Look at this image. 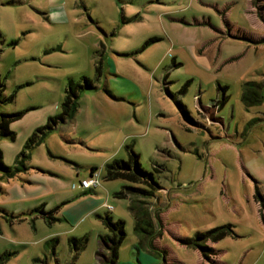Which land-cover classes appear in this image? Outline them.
<instances>
[{"label": "rangeland", "instance_id": "1", "mask_svg": "<svg viewBox=\"0 0 264 264\" xmlns=\"http://www.w3.org/2000/svg\"><path fill=\"white\" fill-rule=\"evenodd\" d=\"M260 7L0 0V122L24 112L10 124L16 139L0 130L6 164L62 111L71 80L93 85L80 89L76 116L32 150L29 170L9 178L0 169V264H97L106 215L125 221L116 264H264V100L242 99L246 82L264 84ZM127 145L144 168L160 170L147 203L158 248H138L131 199L115 195L128 182L105 178L108 162L128 158ZM93 165L102 184L93 197L104 204L89 213L81 200L93 197L76 185ZM228 224L223 238L197 240ZM83 237L77 255L82 242L70 239Z\"/></svg>", "mask_w": 264, "mask_h": 264}, {"label": "trees", "instance_id": "2", "mask_svg": "<svg viewBox=\"0 0 264 264\" xmlns=\"http://www.w3.org/2000/svg\"><path fill=\"white\" fill-rule=\"evenodd\" d=\"M254 4L260 3V9H264V0H253ZM261 16L262 13H261ZM238 37L237 35H232ZM147 43L143 46L146 47ZM85 85H80L71 80L69 87L66 89L65 97L62 102V111L57 115L49 117L46 124L39 126L27 139L24 150H22L16 157L13 165H8L3 160V151L0 148V169L5 172V176L14 177L20 172L29 170L30 166L27 165V161L32 157V150L37 147L47 137L49 132L57 127L58 124L64 123L68 120L73 119L80 106V89L83 87H93L90 80L84 77ZM263 82L259 81H248L244 84V91L242 99L247 106L255 103H260L264 100L263 94ZM183 112L187 114L185 105L180 104ZM24 112H16L12 114H2L0 122V130L2 136L11 139H16V132L11 129L10 124L14 120L20 118ZM128 158L127 159H116L107 164L106 179H117L122 178L128 182L123 185L122 189L117 191L115 195L117 197H130L131 203L129 208L135 218V232L139 237L138 248L143 247L144 242H149V247L158 248L155 243L156 232L154 230V217L150 207L147 205L148 199L156 196L159 188V182L157 173L160 172L159 168L148 170L143 167L140 162V154L134 151L131 145H127ZM97 170L93 168L92 172ZM3 176V177H5ZM43 205L35 208L36 210L42 209ZM160 217V216H159ZM105 220L106 227L109 228L107 233L100 235V249L98 250V259H102L106 264H116L119 258L120 245L123 243L126 237L125 221L122 219L115 220L113 216L106 215L103 217ZM231 231V225L218 226L209 229L203 233L198 234L197 240H203L207 238L220 239ZM147 239V241H146ZM79 242L81 241V247L77 248L78 252L85 248L87 239L83 238H72L70 241ZM183 243H194L187 239H182ZM198 247H202L199 243L196 244ZM76 255V256H77ZM100 264V261L99 263Z\"/></svg>", "mask_w": 264, "mask_h": 264}, {"label": "crops", "instance_id": "3", "mask_svg": "<svg viewBox=\"0 0 264 264\" xmlns=\"http://www.w3.org/2000/svg\"><path fill=\"white\" fill-rule=\"evenodd\" d=\"M130 19H126L125 21L127 22V21H129ZM143 49H145V47H142V50ZM110 97H112V99L113 100H123L124 98H122V97H120V96H115V95H113V94H111V96ZM75 116H76V114H75ZM17 134V133H16ZM17 137V136H16ZM31 159V158H30ZM29 159V160H30ZM31 167V166H30ZM94 167H96L95 165H93L91 168H90V175L89 176H91V174L93 173L92 172V170H93V168ZM97 168V167H96ZM98 169V168H97ZM98 171V170H97ZM85 178H88V177H84L83 179H85ZM82 179V180H83ZM81 182V181H80ZM100 186H102V184L100 185ZM100 186H98V187H93V188H84V187H82L81 186V183L80 184H78V186L76 185V187L77 188H79L81 191L79 192V196H85V194L87 195V194H91L90 196L91 197H93V196H95V195H99L100 196V194H102L101 192L102 191H100L99 189H100ZM99 190V191H98ZM117 192V191H116ZM115 192V193H116ZM84 194V195H83ZM78 196V195H77ZM77 196L75 195V196H73V197H70L71 199H76L77 198ZM67 197V196H66ZM100 198V197H99ZM99 198L98 199H95L94 197L93 198H89V197H87V198H85L84 200H81V203H83V205H91V208H90V210H89V213H91V212H98V211H100L101 210V207H102V204H104V203H98L100 200H99ZM70 200V199H69ZM66 202V201H65ZM64 202V203H65ZM68 202V201H67ZM66 202V203H67ZM109 205H111V204H109ZM70 206L68 205V206H66V209L67 208H69ZM79 207V206H78ZM84 206H82L81 207V209L83 208ZM74 208H77V206H75V207H73L72 209H74ZM77 210H78V208H77ZM80 213V212H79ZM97 262L99 263V261H98V257H97Z\"/></svg>", "mask_w": 264, "mask_h": 264}, {"label": "built area", "instance_id": "4", "mask_svg": "<svg viewBox=\"0 0 264 264\" xmlns=\"http://www.w3.org/2000/svg\"><path fill=\"white\" fill-rule=\"evenodd\" d=\"M101 185V180L99 178V172L95 171L90 177L85 178L81 181V186L84 188H93ZM108 209H112V205H107Z\"/></svg>", "mask_w": 264, "mask_h": 264}]
</instances>
